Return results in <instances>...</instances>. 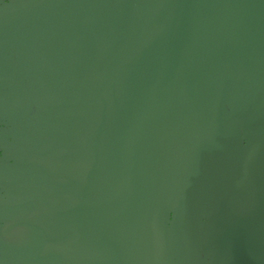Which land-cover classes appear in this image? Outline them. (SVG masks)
Here are the masks:
<instances>
[{
    "label": "water",
    "instance_id": "water-1",
    "mask_svg": "<svg viewBox=\"0 0 264 264\" xmlns=\"http://www.w3.org/2000/svg\"><path fill=\"white\" fill-rule=\"evenodd\" d=\"M0 264H264V0H0Z\"/></svg>",
    "mask_w": 264,
    "mask_h": 264
}]
</instances>
